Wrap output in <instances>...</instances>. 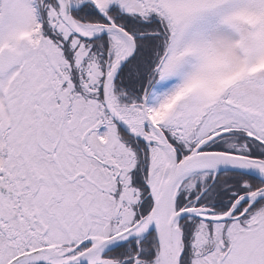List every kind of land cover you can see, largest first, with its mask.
<instances>
[{
    "label": "snow or ice",
    "instance_id": "snow-or-ice-1",
    "mask_svg": "<svg viewBox=\"0 0 264 264\" xmlns=\"http://www.w3.org/2000/svg\"><path fill=\"white\" fill-rule=\"evenodd\" d=\"M0 264H264V0H0Z\"/></svg>",
    "mask_w": 264,
    "mask_h": 264
}]
</instances>
